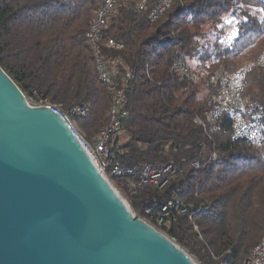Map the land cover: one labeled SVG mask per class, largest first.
Wrapping results in <instances>:
<instances>
[{
    "label": "trees",
    "instance_id": "1",
    "mask_svg": "<svg viewBox=\"0 0 264 264\" xmlns=\"http://www.w3.org/2000/svg\"><path fill=\"white\" fill-rule=\"evenodd\" d=\"M100 5V0H0V67L39 103L65 112L85 107L86 116L74 121L90 143L107 125L112 106L88 38ZM227 17L236 27L231 39ZM103 36L124 44L121 52L104 46L103 53L122 59L133 76L129 115L112 151L137 175L110 181L137 213L149 197L163 205L177 195L190 214L176 216L165 234L199 264H244L264 238V145L234 139L228 116L204 122L219 92L206 73L234 72L248 63L245 94L256 102L264 124V69L257 64L264 50V0L177 1L155 23L133 5H121ZM176 66L188 74L180 75ZM195 73L199 77L192 80ZM167 163L178 174L164 190L144 186L131 193L128 182L139 181L145 166Z\"/></svg>",
    "mask_w": 264,
    "mask_h": 264
},
{
    "label": "water",
    "instance_id": "2",
    "mask_svg": "<svg viewBox=\"0 0 264 264\" xmlns=\"http://www.w3.org/2000/svg\"><path fill=\"white\" fill-rule=\"evenodd\" d=\"M0 264H197L0 67Z\"/></svg>",
    "mask_w": 264,
    "mask_h": 264
},
{
    "label": "built area",
    "instance_id": "3",
    "mask_svg": "<svg viewBox=\"0 0 264 264\" xmlns=\"http://www.w3.org/2000/svg\"><path fill=\"white\" fill-rule=\"evenodd\" d=\"M100 1L101 5L95 15L94 22L90 26L88 38L95 56L98 77L107 86L112 97V106L108 113L107 125L90 143L79 133L74 122V118L86 116L87 109L85 107L74 106L65 112L61 108L48 103L40 102L38 106L48 107L66 123L94 166L105 178L107 176L117 179L134 178L137 175L136 169L120 163L112 151L113 138L121 131L123 122L129 115L126 110L127 90L133 76L126 69L122 59H111L104 55V46L116 52L124 50L123 43L113 38L104 39V30L121 5H133L137 13L147 14L151 23H155L173 8L175 2L182 0ZM257 64L264 69V50L258 57ZM122 69H125V72H122ZM175 69L180 75L188 74L181 66H176ZM249 71L250 65L246 64L242 69L234 72L218 69L213 73H206L210 77L209 84L217 86L219 92L214 97L210 110L205 114L204 122L216 123L223 116H228L233 122L234 139L248 140L258 148H262L264 145V124L260 113L256 110V102L251 96L245 94V84ZM198 77L199 73L191 76L192 80H197ZM204 122L201 119L195 120V123L199 125H204ZM213 158L217 160L216 155H213ZM192 166L195 169L200 168L198 162H194ZM177 174V168L173 163H167L161 167L147 165L143 168L140 180H130L128 188L132 194H135L138 189L144 186H153L158 190H164ZM133 213H135L136 217L166 235L165 232L174 225L176 216L188 215L190 210L175 195L163 205L159 204L155 198L149 197L144 205L141 206L139 213L135 211ZM244 264H264V238L252 249Z\"/></svg>",
    "mask_w": 264,
    "mask_h": 264
},
{
    "label": "rangeland",
    "instance_id": "4",
    "mask_svg": "<svg viewBox=\"0 0 264 264\" xmlns=\"http://www.w3.org/2000/svg\"><path fill=\"white\" fill-rule=\"evenodd\" d=\"M224 25L226 26V30L228 31V33H229V35H228V38L229 39H231L233 36H234V34H235V32H236V27H235V22L233 21V19L231 18V17H227L226 19H225V21H224ZM246 64H248V63H246ZM246 64H244V65H246ZM240 69H242V68H240ZM25 97H26V99H27V101H28V103H29V105L31 106V107H39L38 105L40 104L37 100H35L34 98H32V97H28V96H26L25 95ZM75 122V121H74ZM75 125H76V122H75ZM76 128H77V125H76ZM77 130H78V128H77ZM107 178L109 179V181H110V177H108L107 176ZM111 182V181H110ZM112 183V182H111ZM112 185H113V183H112ZM114 186V185H113ZM115 187V186H114ZM116 188V187H115ZM116 190L120 193V191L116 188ZM120 195L122 196V198H123V200L124 201H126L127 203H128V205L130 206V208L132 209V211H134V209H133V207H132V205L130 204V202L120 193ZM133 214H135V213H133ZM196 261V260H195ZM196 263L197 264H199L197 261H196Z\"/></svg>",
    "mask_w": 264,
    "mask_h": 264
}]
</instances>
